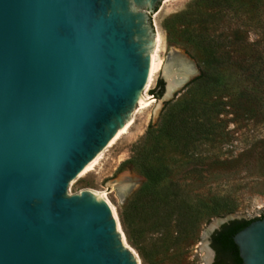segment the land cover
<instances>
[{"label": "water", "instance_id": "95a60500", "mask_svg": "<svg viewBox=\"0 0 264 264\" xmlns=\"http://www.w3.org/2000/svg\"><path fill=\"white\" fill-rule=\"evenodd\" d=\"M205 1L0 0V264H138L89 163L200 73L163 68ZM233 239L264 264V217Z\"/></svg>", "mask_w": 264, "mask_h": 264}, {"label": "rangeland", "instance_id": "374dc122", "mask_svg": "<svg viewBox=\"0 0 264 264\" xmlns=\"http://www.w3.org/2000/svg\"><path fill=\"white\" fill-rule=\"evenodd\" d=\"M207 34L217 40L195 36ZM211 48L227 80L213 98L218 110L203 118L209 133L194 143L156 144L171 167L165 180L143 189L135 146L152 143L146 138L149 126H158L164 105L183 97V89L168 100L164 92L92 167L119 196L111 195L113 211L138 264H208L215 253L208 252L204 238L215 221L264 216V0H229L216 7L206 0L174 50L181 56L173 59V52L163 69L174 64L175 71L178 64L200 72ZM125 185L133 187L122 192Z\"/></svg>", "mask_w": 264, "mask_h": 264}, {"label": "trees", "instance_id": "16d2710c", "mask_svg": "<svg viewBox=\"0 0 264 264\" xmlns=\"http://www.w3.org/2000/svg\"><path fill=\"white\" fill-rule=\"evenodd\" d=\"M209 1L211 7H216L223 1L229 0ZM195 36L209 42L217 40L212 34ZM207 56L208 59L201 61L200 73L183 88L182 91L185 95L167 102L163 107L158 126H149L146 138L152 143L147 147L135 146L134 158L140 161L139 166L146 179L143 189L160 185L171 170L164 156L160 155L156 149V144L166 142L177 146H186L209 133L210 129L207 128L208 124L203 122V118L209 117L211 112L218 110V107L214 105L213 98L219 94L227 80L226 74L220 66L219 53L211 48L207 52ZM165 84V80L159 77L156 86L150 90L151 94L160 98L164 92ZM250 90V88H246L243 92L247 94ZM216 161L220 164L230 162L227 159H216ZM223 211L230 212L231 210L227 208ZM259 218L234 219L213 233L211 246L216 254L215 264H243L233 236L253 220Z\"/></svg>", "mask_w": 264, "mask_h": 264}, {"label": "bare ground", "instance_id": "6f19581e", "mask_svg": "<svg viewBox=\"0 0 264 264\" xmlns=\"http://www.w3.org/2000/svg\"><path fill=\"white\" fill-rule=\"evenodd\" d=\"M178 60H179V59H178ZM184 60H185V59H184ZM176 61H177V60H176ZM174 63H175V62H174ZM128 127H129V126H128ZM128 127H127V128L121 133V134L125 133L126 130L128 129ZM121 134H120V135H121ZM120 135H119V136H120ZM119 136H118V137H119ZM118 137H117V138H118ZM117 138H115L111 143H113ZM111 143H110V144H111ZM110 144H109V145H110ZM101 153H102V152H101ZM101 153H99V154L97 155V157H96L95 159H93V160L89 163L92 167L96 164L97 160H98L99 157L101 156ZM127 187H128V186L125 185L124 188L121 189V191L123 192L124 190L127 189Z\"/></svg>", "mask_w": 264, "mask_h": 264}, {"label": "flooded vegetation", "instance_id": "af4514ba", "mask_svg": "<svg viewBox=\"0 0 264 264\" xmlns=\"http://www.w3.org/2000/svg\"><path fill=\"white\" fill-rule=\"evenodd\" d=\"M214 252H215V250H214ZM215 263H216V254H215V259L213 261V264H215Z\"/></svg>", "mask_w": 264, "mask_h": 264}]
</instances>
